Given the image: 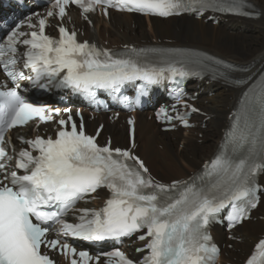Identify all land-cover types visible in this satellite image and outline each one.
<instances>
[{
    "label": "snow or ice",
    "instance_id": "snow-or-ice-1",
    "mask_svg": "<svg viewBox=\"0 0 264 264\" xmlns=\"http://www.w3.org/2000/svg\"><path fill=\"white\" fill-rule=\"evenodd\" d=\"M70 5L78 6L85 20L97 8L104 16L110 8L160 17L254 15L243 10L251 7L246 0H53L46 17L36 14L35 24L29 17L12 27L0 41V71L6 77L0 83V264H56L50 251L64 255L69 264H100V255L78 250L68 238L119 241L137 233L145 243L136 252L147 255L132 259L113 250L104 254L107 264H213L219 248L210 225L222 222L223 216L231 230L249 220L264 192L258 181L264 173V72L256 79L234 77L232 73L249 68L192 49L125 45L124 51L114 52L79 41L77 32L63 23L57 25L58 38L47 34V19L62 21ZM25 26L29 31L22 30ZM204 76L244 90L213 157L186 179L170 183L152 177L135 154L132 117L127 119L131 147H113L111 138L101 145L97 137L103 125L96 135L87 134L79 111L77 123L70 108L63 110V118L60 108L31 103L20 93V81H25L95 100L98 90L120 93L126 84L139 82L138 104L153 85L167 81L174 85L170 92L177 104L172 105L174 115L161 108L157 119L163 117L173 128L174 120L190 127L188 116L199 109L187 102L181 85L187 78ZM181 103L184 112L178 110ZM34 120L55 123L54 138L39 132L33 138L18 136L26 147L17 151L5 134ZM100 189L109 193L102 207L76 208L79 201L96 198L93 194ZM69 213L77 222H68ZM49 224L59 226L57 238L48 239L50 228L44 225ZM245 264H264V238Z\"/></svg>",
    "mask_w": 264,
    "mask_h": 264
},
{
    "label": "bare ground",
    "instance_id": "bare-ground-1",
    "mask_svg": "<svg viewBox=\"0 0 264 264\" xmlns=\"http://www.w3.org/2000/svg\"><path fill=\"white\" fill-rule=\"evenodd\" d=\"M246 1L251 6V11L258 12L257 18L247 20L220 17L217 25L212 24V22H204L203 19L196 20L187 15L168 17L167 19H147L149 20L148 23L153 37L161 39L156 44L192 47L207 51L242 64L243 67L249 68V71L244 75H250L259 66H264V0ZM70 16L73 24L78 25L80 28H85V38H94L99 42L107 40L110 45L134 42L150 44L149 38L146 37L148 35L143 28V17L141 16L111 12L108 21L94 16L95 27L93 29H89L77 16L74 17L72 12ZM102 23H106L107 26L101 27ZM127 30L131 33H127ZM165 39L172 41L165 42ZM174 40L176 43L173 42ZM200 43L204 45L200 46ZM207 80L209 79H203L191 85L196 91L200 92L196 104L206 112L205 116L199 117L200 125L191 130L189 129V131L203 133L204 139L200 146L196 139L192 142L184 139L187 141L186 147L178 150L175 148V142L171 141L169 137L170 134L171 136L177 134L176 132H162L153 120L148 121L144 117L143 112L137 115L136 132L138 131V134L142 135L139 152L161 179L172 177V174L175 175L172 178L169 177V181L186 177L188 175L187 171L180 166V163L192 169L197 168L204 159H208L213 154L221 138L222 131L227 126V114L236 105L242 88L225 83L223 80L218 82L211 80L207 82ZM204 100L207 102L206 104L203 103ZM205 117H208V119L203 122ZM104 121H106V126H104L102 133L110 134L112 138L114 137L113 142L115 143L116 137L121 138L125 134V141H127V126L124 130L120 119L109 123L107 115L101 114L97 120H92L91 124ZM203 124L206 127L205 129L202 127ZM178 131H181V129H178ZM114 132L116 136H114ZM157 144H163L168 149V154H163L156 150ZM162 176L165 178H162ZM259 180L264 184V173L259 177ZM262 202L264 203V194L260 204L252 213L253 215L258 213L264 215V204ZM263 230L264 216H262L261 220L255 222L248 220L235 227V232L242 237V243H236L235 246L237 249L241 248L243 250L241 252L242 255L247 254L250 250L248 249L246 252L244 247H249V244H252ZM213 231L217 242H230L225 239V234L220 227L216 226ZM224 257H232L238 262L243 256L239 258L234 251L224 249L221 252L220 261ZM226 261L237 264L232 260Z\"/></svg>",
    "mask_w": 264,
    "mask_h": 264
},
{
    "label": "rangeland",
    "instance_id": "rangeland-1",
    "mask_svg": "<svg viewBox=\"0 0 264 264\" xmlns=\"http://www.w3.org/2000/svg\"><path fill=\"white\" fill-rule=\"evenodd\" d=\"M149 20L148 19H146V18H143L142 19V24H143V28H144V31L146 32V34L148 35V36H146V37H148L149 39H148V41L150 42V43H155V42H158V38H155V37H153V34H152V31H151V29H150V27H149ZM102 26H104L105 27V24H102ZM101 26V27H102ZM214 26V25H213ZM123 32V31H122ZM127 33H131V32H129L128 30H127ZM104 44H106L108 41L107 40H103L102 41ZM173 42H175L176 43V41L174 40ZM109 43V42H108ZM204 44L203 43H200V46H203ZM203 103L204 104H206L207 102L204 100L203 101ZM144 115V117H146L147 118V120L148 121H150L151 119H149L148 117H147V115H148V113L146 114V113H144L143 114ZM223 119V118H222ZM199 120V119H198ZM105 122V126H106V121H104ZM122 128L125 130V124L123 123V120H122ZM200 124H198L197 126H199ZM93 127H94V125H93ZM202 127H203V129H205L206 127H205V125L203 124L202 125ZM173 132H176L177 134H174V135H172L171 136V134H170V140L171 141H174L175 142V148L176 149H178V150H180V149H184L185 147H186V142L187 141H185L184 139H187L188 141H194V139H196V141L198 142V145L200 146L201 145V143H202V141H203V139H204V135H203V133H200V132H196V131H188V130H183V131H173ZM116 133L114 132V136H116L115 135ZM104 135V136H103ZM187 135V136H186ZM101 136L102 137H105V134L103 133V134H101ZM111 138H112V136H111ZM114 138V137H113ZM113 138H112V140H113ZM136 138H137V148H136V150H137V152L140 154V152H139V148H140V141H141V138H142V135L140 134H138V131H137V133H136ZM125 134L123 135V136H121V138L120 137H116V143L115 142H113V144H116V145H120V146H126V144H127V141H125ZM124 140V141H123ZM115 141V140H114ZM124 143V144H123ZM156 150H158V151H160V152H162L163 154H168V149L163 145V144H157L156 145ZM141 155V154H140ZM143 158V157H142ZM204 160H206V159H204ZM203 160V161H204ZM202 161V162H203ZM146 162V161H145ZM201 162V163H202ZM146 164H148L147 162H146ZM148 166H149V168H150V170H151V172L154 174V175H156V176H158L156 173H155V171H153V169H151V167H150V165L148 164ZM180 166H182V168H184L186 171H187V174L189 175V173L191 172V171H193V170H195V169H197V168H194V169H192V168H189V167H187L186 165H184L183 163H180ZM173 176L175 175V174H172ZM172 176V177H173ZM170 177V176H169ZM168 177V178H169ZM172 177H170V178H172ZM158 178H160L159 176H158ZM162 178H165V177H163L162 176ZM161 179L160 178V180H163V181H166V182H168L169 181V179ZM263 203V202H262ZM264 204V203H263ZM259 215V216H258ZM258 216V217H257ZM261 216V217H260ZM262 216H264V215H261L260 213H258V214H254V218L252 219V220H250V221H252V222H255V221H257V220H261V218H262ZM261 234V233H260ZM260 236V235H259ZM241 240H242V237H241ZM236 243H238V244H241L242 243V241H240V242H238V241H235L234 243H231L232 245H234V248H232L231 250L229 249V250H227V251H234V253H235V255H238L239 256V258L241 257V256H243L242 255V249L241 248H239V249H237L236 248V246H235V244ZM253 243V242H252ZM251 245L252 244H249V247H251ZM249 247H244L245 249L244 250H246V252L248 251V249H249ZM226 260H232V261H235V259H233L232 257H224L223 259H222V264H232L231 262H229V261H226ZM236 262V261H235ZM239 262V261H238ZM238 262H236V263H238Z\"/></svg>",
    "mask_w": 264,
    "mask_h": 264
}]
</instances>
